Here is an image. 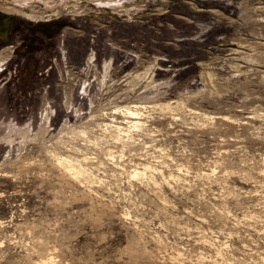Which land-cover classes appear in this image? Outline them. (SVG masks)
I'll use <instances>...</instances> for the list:
<instances>
[{
    "label": "rangeland",
    "instance_id": "1",
    "mask_svg": "<svg viewBox=\"0 0 264 264\" xmlns=\"http://www.w3.org/2000/svg\"><path fill=\"white\" fill-rule=\"evenodd\" d=\"M1 15L0 264H264V0Z\"/></svg>",
    "mask_w": 264,
    "mask_h": 264
},
{
    "label": "flooded vegetation",
    "instance_id": "2",
    "mask_svg": "<svg viewBox=\"0 0 264 264\" xmlns=\"http://www.w3.org/2000/svg\"><path fill=\"white\" fill-rule=\"evenodd\" d=\"M12 28V20L9 18L8 15H1L0 16V51L5 49L6 44H9V42L12 40L11 39V31ZM53 35V33H50ZM8 46L13 47L12 51L16 50L18 52H21V46H16L13 43H10ZM29 49V48H28ZM30 50V49H29ZM32 50V49H31ZM1 56V55H0ZM32 57V55H31ZM9 58H1L0 60V70L2 69V62L3 61H7ZM17 65L19 67H17V69L19 70L20 65L19 63H17ZM8 68V66H4V68L2 69L3 72L1 74V77L3 78V80L5 82H9L11 80V78H13V76L8 77V70H6Z\"/></svg>",
    "mask_w": 264,
    "mask_h": 264
},
{
    "label": "bare ground",
    "instance_id": "3",
    "mask_svg": "<svg viewBox=\"0 0 264 264\" xmlns=\"http://www.w3.org/2000/svg\"><path fill=\"white\" fill-rule=\"evenodd\" d=\"M112 2V1H111ZM106 3V2H104ZM124 111V109H122ZM125 115L135 118L138 116L140 113L137 110L132 109L131 107H126V110L124 111ZM49 117V115H47ZM139 122L135 123L137 125ZM59 164L63 166L66 169H72L71 167L73 166L70 161L67 160V158L60 159ZM143 170H147V167H144ZM135 175H138V172H134Z\"/></svg>",
    "mask_w": 264,
    "mask_h": 264
}]
</instances>
